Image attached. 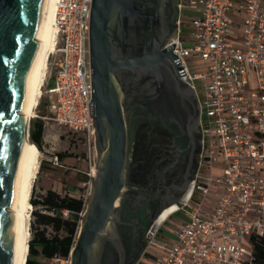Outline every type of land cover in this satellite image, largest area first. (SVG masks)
Returning a JSON list of instances; mask_svg holds the SVG:
<instances>
[{
    "label": "built area",
    "instance_id": "built-area-1",
    "mask_svg": "<svg viewBox=\"0 0 264 264\" xmlns=\"http://www.w3.org/2000/svg\"><path fill=\"white\" fill-rule=\"evenodd\" d=\"M92 4L57 2L56 46L43 87L56 98L50 104L52 118L43 119L83 137L96 154L89 48ZM184 11L199 15L183 23ZM179 12L178 29L165 49L173 51L179 79L197 98L203 93L198 98L201 166L187 193L166 207L158 219L171 212L149 231L153 241L162 232L168 238L153 261L252 264V238H264V0H180ZM184 26L193 29L191 39L185 38ZM189 59L208 63L207 70L193 73ZM52 82L54 87L48 89ZM50 162L56 167L62 163L57 155ZM176 215L182 220L168 228Z\"/></svg>",
    "mask_w": 264,
    "mask_h": 264
},
{
    "label": "water",
    "instance_id": "water-1",
    "mask_svg": "<svg viewBox=\"0 0 264 264\" xmlns=\"http://www.w3.org/2000/svg\"><path fill=\"white\" fill-rule=\"evenodd\" d=\"M50 0H0V264H11V212L32 148L21 114L38 59V35ZM169 0H93L90 31L96 174L70 264H137L122 209L130 191L133 113L148 110L194 138L200 107L179 79L172 50ZM202 135L200 139V153ZM165 209V208H164ZM160 210L145 234L154 230Z\"/></svg>",
    "mask_w": 264,
    "mask_h": 264
},
{
    "label": "flooded vegetation",
    "instance_id": "flooded-vegetation-1",
    "mask_svg": "<svg viewBox=\"0 0 264 264\" xmlns=\"http://www.w3.org/2000/svg\"><path fill=\"white\" fill-rule=\"evenodd\" d=\"M169 1L168 16L172 23L170 40L178 29L180 0ZM200 120L192 138L177 126L159 121L142 107L134 110L130 191L122 209V216L128 223L124 231L131 239L130 260L142 258L146 250L144 238L147 228L162 206L183 198L198 173L201 166ZM170 212L165 211L155 226Z\"/></svg>",
    "mask_w": 264,
    "mask_h": 264
},
{
    "label": "rangeland",
    "instance_id": "rangeland-1",
    "mask_svg": "<svg viewBox=\"0 0 264 264\" xmlns=\"http://www.w3.org/2000/svg\"><path fill=\"white\" fill-rule=\"evenodd\" d=\"M199 12L184 11L182 13L183 23H189L191 20L197 18ZM185 38L191 39L193 29L184 26ZM189 66L193 73H203L208 68V63L202 60L189 59ZM55 77V76H54ZM45 83V82H44ZM44 87V86H43ZM54 83H50L48 89H52ZM47 88H43V96L41 97L37 108L35 109L34 116L30 120V125L34 120H39L43 115L52 118L50 111V104L56 98L54 94H47ZM198 98H203V93L198 92ZM45 133L43 141V149L40 151V169L39 174L35 180L34 186L36 187V196L40 198L46 195L47 191L54 190L62 195L73 194L83 197V199H90L93 187V181L86 179V175L93 180L92 171L96 165L97 155L93 152V147H89L88 143L83 137L73 134L65 128H61L52 120L46 119ZM31 142V141H30ZM32 143V142H31ZM66 154L67 159L63 160L60 167L54 166L50 160L57 154ZM213 198V197H211ZM174 203H169L162 206V209ZM35 208H32V212ZM182 215H176L169 220L167 227L182 220ZM183 217V216H182ZM160 228V227H159ZM31 239L34 237L36 229H42L40 224L36 221L34 215L31 214ZM49 233H52L49 230ZM149 232L145 234L146 250L143 252L142 258L137 264H154L152 255H159L162 253L160 248L161 243L168 239L162 232L153 241ZM151 241L153 243H151ZM247 248L250 250L251 245L248 243ZM68 260H50L45 261V264H67Z\"/></svg>",
    "mask_w": 264,
    "mask_h": 264
},
{
    "label": "trees",
    "instance_id": "trees-1",
    "mask_svg": "<svg viewBox=\"0 0 264 264\" xmlns=\"http://www.w3.org/2000/svg\"><path fill=\"white\" fill-rule=\"evenodd\" d=\"M41 116L30 125V141L42 151L45 122ZM62 162L67 159L66 154H57ZM86 179H90L86 175ZM31 204L35 208L32 212L42 229H36L34 237L29 244L27 264H45L50 260H69L71 251L76 243L82 216L86 210L88 200L73 194L62 195L49 190L46 195L37 198L34 186L31 196ZM68 211V216L63 215ZM49 230L52 233H49ZM253 262L252 264H264V238L253 237Z\"/></svg>",
    "mask_w": 264,
    "mask_h": 264
},
{
    "label": "bare ground",
    "instance_id": "bare-ground-1",
    "mask_svg": "<svg viewBox=\"0 0 264 264\" xmlns=\"http://www.w3.org/2000/svg\"><path fill=\"white\" fill-rule=\"evenodd\" d=\"M58 0H50L46 14L43 18L38 41L41 50L34 66L30 84L27 89L26 97L22 106L21 114L27 116L28 122L34 116L41 97L43 96V86L48 70V60L50 53L55 50V11ZM26 143L32 148L23 175L20 179L18 189L11 206V212L15 219V242L14 253L11 264H27L29 255V244L31 241V196L35 180L40 169V151L36 145L30 142L29 134L26 131ZM93 177L96 169L92 171Z\"/></svg>",
    "mask_w": 264,
    "mask_h": 264
}]
</instances>
